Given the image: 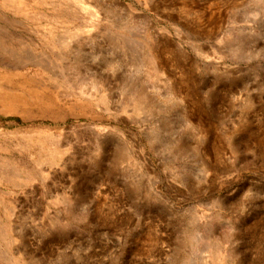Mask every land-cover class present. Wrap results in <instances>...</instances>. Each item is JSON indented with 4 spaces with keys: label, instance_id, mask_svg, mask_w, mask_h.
I'll return each mask as SVG.
<instances>
[{
    "label": "rangeland",
    "instance_id": "374dc122",
    "mask_svg": "<svg viewBox=\"0 0 264 264\" xmlns=\"http://www.w3.org/2000/svg\"><path fill=\"white\" fill-rule=\"evenodd\" d=\"M0 264H264V0H0Z\"/></svg>",
    "mask_w": 264,
    "mask_h": 264
},
{
    "label": "bare ground",
    "instance_id": "6f19581e",
    "mask_svg": "<svg viewBox=\"0 0 264 264\" xmlns=\"http://www.w3.org/2000/svg\"><path fill=\"white\" fill-rule=\"evenodd\" d=\"M83 5H84V4H83ZM1 255H5V254L2 253Z\"/></svg>",
    "mask_w": 264,
    "mask_h": 264
}]
</instances>
